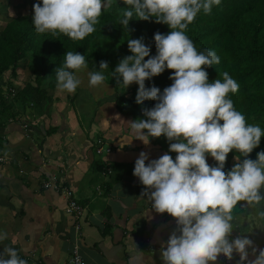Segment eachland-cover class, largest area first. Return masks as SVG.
I'll use <instances>...</instances> for the list:
<instances>
[{
  "label": "clouds",
  "instance_id": "obj_1",
  "mask_svg": "<svg viewBox=\"0 0 264 264\" xmlns=\"http://www.w3.org/2000/svg\"><path fill=\"white\" fill-rule=\"evenodd\" d=\"M123 3L126 7L118 22L128 33L134 16L143 21L154 19L170 28L166 35L155 33V56H150L151 49L143 37L129 38L127 45L132 55L121 59L110 71L116 84L125 89L133 83L138 85L137 104L157 101L154 107L143 110L146 119L128 121L135 139L148 145L151 138L164 136L169 141V152L177 154L175 160L166 152L149 161L148 154L141 152L133 171L145 186L140 196L146 197L157 213H167L175 219L176 230L160 251L163 264H216L221 256L233 260L234 254L239 256L238 264H264V249L255 246L249 234L239 232L232 237L233 210L238 203L256 207L264 201V151L258 152L255 160L248 158L259 146L264 130L247 123L245 115L236 110L229 93L238 92L239 84L228 72L223 73V81L209 82L205 69L220 63L216 52H198L185 34L201 11L210 14L221 0ZM112 4L113 0H42L33 5L32 24L37 34H63L74 41L84 40L95 31L100 16ZM63 57L62 65L54 70L57 89L74 94L81 84L76 73L87 69L88 63L85 55L76 51H66ZM165 69L173 73L170 86L163 92L155 86L145 87L146 80ZM106 70L108 62L101 61L98 70L89 71V85H102L107 79ZM22 115H13L7 123ZM20 122L23 131H30L31 121ZM233 150L239 153L234 157L237 163L225 172L228 154ZM208 156L216 161V166L208 164ZM257 215L264 220V210ZM6 239L7 233L0 232V243ZM0 264L27 262L15 248L5 246L0 251Z\"/></svg>",
  "mask_w": 264,
  "mask_h": 264
},
{
  "label": "crops",
  "instance_id": "obj_2",
  "mask_svg": "<svg viewBox=\"0 0 264 264\" xmlns=\"http://www.w3.org/2000/svg\"><path fill=\"white\" fill-rule=\"evenodd\" d=\"M18 9L23 13L24 8ZM89 71L76 74L81 84L74 94L59 91L57 85L47 88L48 101L28 106L19 120L1 128L8 140L0 148V232L7 233L0 251L15 248L27 264H64L77 246L84 264H163L160 251L176 230L175 219L157 213L140 196L145 186L133 171L141 152L150 161L166 150L159 140L145 145L135 139L130 118L115 106L111 84L90 86ZM16 81L19 88L35 85L31 73L19 74ZM85 89L94 94L95 105L83 99L89 96ZM24 120L32 122L29 134L21 128ZM98 137L111 147L103 156L92 148ZM97 158L102 168L93 164ZM212 160L207 157L208 164ZM53 177L83 206L79 220L65 212L66 196L43 186ZM239 232L264 247V220L257 215L241 217L232 237ZM249 253L254 258L251 249ZM233 260L238 262L239 256L234 254Z\"/></svg>",
  "mask_w": 264,
  "mask_h": 264
},
{
  "label": "trees",
  "instance_id": "obj_3",
  "mask_svg": "<svg viewBox=\"0 0 264 264\" xmlns=\"http://www.w3.org/2000/svg\"><path fill=\"white\" fill-rule=\"evenodd\" d=\"M35 3H42V0H22L18 7H33ZM125 7L123 0H113L112 6L100 16L95 31L84 40L77 41L63 34H37L32 24L33 9L12 16L9 13L0 18L4 22L0 24V148L7 142L1 128L9 118L28 111L27 104L38 105L43 100L48 101L45 97L47 87L41 89L38 83L34 86L26 84L21 88L15 87L18 69L26 68L35 80L39 77L50 78L47 86L54 87V70L62 65L66 51L84 54L90 71L96 68L98 70L99 63L107 61L109 70L105 71V83L123 89L122 93L117 92L115 96L117 110L130 118V121L146 119L143 110L154 107L157 101L145 100L142 104H137L138 85L133 83L125 89L122 84H116L110 71L115 69L121 59L132 55L127 45L129 38L143 37L144 43L151 49L150 56H155V33L166 35L170 28L166 24L156 23L154 19L143 21L134 16L129 22L128 33L118 22ZM185 34L193 41L198 52L206 49L216 52L220 63L205 69L209 82H214L215 79L223 81V73L228 72L239 84L238 92L229 93L236 110L245 115L247 123L259 125L264 130V0H221L220 5L213 6L210 14L201 11L185 30ZM172 74V70L165 69L159 76L146 80L145 87L155 86L163 92L164 88L173 83L169 79ZM28 128L31 131L32 126ZM30 131L25 130L28 134ZM151 140H159L175 160L177 154L169 152L166 137ZM260 151H264V137L248 158L257 159ZM238 155L235 150L228 154L225 172L231 170L230 160ZM240 159L243 160L244 157L241 156ZM93 164L102 168L103 163L97 158ZM209 165L216 166V161L213 159ZM261 194L264 195V188L261 189ZM244 204L243 201L239 202L233 210V227L240 225L241 217L257 215L258 211L264 210V201L256 207Z\"/></svg>",
  "mask_w": 264,
  "mask_h": 264
},
{
  "label": "built area",
  "instance_id": "obj_4",
  "mask_svg": "<svg viewBox=\"0 0 264 264\" xmlns=\"http://www.w3.org/2000/svg\"><path fill=\"white\" fill-rule=\"evenodd\" d=\"M92 148L94 149L95 153L100 156H103L105 155V153H109L111 151L110 145L107 144L101 137H98L93 141ZM105 162L107 163V161ZM105 169L107 173H110V169L108 167H105ZM43 186L45 188H52L62 195L66 196L65 212L67 214L72 215L77 220H79L83 216V206H81L73 197H71L70 189L63 183V181L53 177L49 181L43 182ZM77 227L79 226L77 225ZM235 237L236 235H234V238ZM262 249H264V247ZM218 261L224 264H238V262H235L234 260L229 261L223 256L219 257ZM64 264H84L83 256L81 255L77 246H74L71 255Z\"/></svg>",
  "mask_w": 264,
  "mask_h": 264
},
{
  "label": "rangeland",
  "instance_id": "obj_5",
  "mask_svg": "<svg viewBox=\"0 0 264 264\" xmlns=\"http://www.w3.org/2000/svg\"><path fill=\"white\" fill-rule=\"evenodd\" d=\"M21 0H0V18H3L5 17L6 15H8L10 13V15H14V14H17L18 12L22 11V9H18L19 7H17V3L20 2ZM28 7L29 5H26L25 9H23V13H27L28 11ZM0 24H4L3 21H0ZM18 73L24 77V76H27L30 74V71H28L26 68H19L18 69ZM79 73V72H78ZM77 74V73H76ZM45 77H39L38 80H35L34 79V83L35 85L38 83L40 85V88L42 89L43 87H49L51 88L52 86H47V82L50 80V78H45ZM37 81V82H36ZM84 84V82H82V85ZM56 86V85H55ZM54 86V87H55ZM111 89H113V93L117 94V92L120 94L122 93V88H118L117 86H113L112 84L110 85ZM133 87H136L135 85ZM82 88V87H81ZM78 89V88H77ZM103 90V89H102ZM102 90H100L98 93H99V97L102 95ZM83 92H86L88 93V98H85L83 97V99H85V101H90V102H93V105H95L96 103V98L94 96V94L91 92H88L86 89L83 91ZM82 92V93H83ZM80 89L78 90V94H80ZM105 96H108V95H105ZM47 97V96H45ZM82 99V98H81ZM74 105V104H73ZM237 163V161L234 159V157L230 160V167L232 169V167Z\"/></svg>",
  "mask_w": 264,
  "mask_h": 264
}]
</instances>
